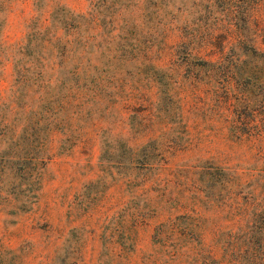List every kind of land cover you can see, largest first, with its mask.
Wrapping results in <instances>:
<instances>
[{
  "label": "rangeland",
  "instance_id": "rangeland-1",
  "mask_svg": "<svg viewBox=\"0 0 264 264\" xmlns=\"http://www.w3.org/2000/svg\"><path fill=\"white\" fill-rule=\"evenodd\" d=\"M65 11L91 18L70 37L90 53L55 82L26 44ZM3 17L0 264H264V135L245 137L264 134V0H8Z\"/></svg>",
  "mask_w": 264,
  "mask_h": 264
},
{
  "label": "trees",
  "instance_id": "trees-1",
  "mask_svg": "<svg viewBox=\"0 0 264 264\" xmlns=\"http://www.w3.org/2000/svg\"><path fill=\"white\" fill-rule=\"evenodd\" d=\"M7 2L8 0H0V31L5 22L3 12L5 11ZM90 23L91 18L89 19L87 15L78 13L75 14L74 12L65 11L64 14L61 15V18L57 21H55L52 17L47 25L43 24L39 26V28L34 32V34H36V38L34 40L29 39V43L26 44V46L31 47V50H33V60H43L45 68L49 69L50 72H42V76H44V74H49L48 76L54 77L55 82H58V74L61 72V69H66L68 63H70V65L72 66H82V63H79L84 59L85 55L90 53L88 49V47L90 46V37L86 35L84 36L85 38H83L82 42L79 40L76 43L70 37H72L71 35L77 34L81 30L82 26H88L90 28ZM62 26H66V32L69 35V38L62 37L63 35H61L60 33V29ZM46 35L48 36L44 38V36ZM57 47H60L58 58H56L54 54V51L57 50ZM200 63L201 65L208 66L211 63L215 62L200 60ZM85 67L83 66L82 68L86 70L87 67ZM84 74L86 79L88 77V70H86ZM258 124V122L255 123L254 129L248 131L245 137L254 140L261 139L264 134L262 133V130L259 129ZM239 137L241 138V135ZM144 146L140 147V149L144 148ZM226 170L227 168L223 169V173L225 174V176L229 174L226 172ZM229 180L230 179L226 178L225 180H223V187H226V185L229 183ZM164 226L165 224H160L157 229H155V236L157 235V238L159 239H161V234L165 231Z\"/></svg>",
  "mask_w": 264,
  "mask_h": 264
}]
</instances>
